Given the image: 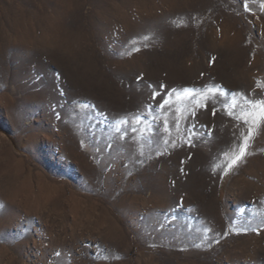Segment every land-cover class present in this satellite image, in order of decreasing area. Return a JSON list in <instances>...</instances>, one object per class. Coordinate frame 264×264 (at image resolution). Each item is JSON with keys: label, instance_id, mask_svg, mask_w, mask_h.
<instances>
[{"label": "rangeland", "instance_id": "obj_1", "mask_svg": "<svg viewBox=\"0 0 264 264\" xmlns=\"http://www.w3.org/2000/svg\"><path fill=\"white\" fill-rule=\"evenodd\" d=\"M262 5L0 0V264H264Z\"/></svg>", "mask_w": 264, "mask_h": 264}, {"label": "snow or ice", "instance_id": "obj_2", "mask_svg": "<svg viewBox=\"0 0 264 264\" xmlns=\"http://www.w3.org/2000/svg\"><path fill=\"white\" fill-rule=\"evenodd\" d=\"M264 6V5H262ZM173 93L176 94L177 99H188L193 96V90L192 89H183L182 92L177 93L175 89L172 90ZM207 93L213 94V96L216 93H219L220 95H226L223 89L221 88H209L207 89ZM196 95H200V93H196ZM235 95V94H233ZM249 104H251V110L243 113L242 115H234V113L231 111L232 108L235 107V104L229 105V116H234L236 120H243V122L247 125H249L248 128V134L242 135L243 139L242 142L239 145L238 151L234 152L231 156L228 155V153H225V156L228 159V163L226 165V169L231 170L234 166H237L239 163H242L247 155H249V149L251 147V141L256 133V127H257V121L260 119H264V100L261 101H247ZM169 100L164 101V105H168ZM83 107H87V105H84ZM163 107V105H161ZM194 114V113H193ZM141 117H136L137 122H139ZM121 124L127 123V121H120ZM119 130V129H118ZM167 144L168 141H165ZM175 146V144H173ZM226 174V173H225ZM3 205L0 204V208H2ZM211 229H205V237L204 239L207 240V233L210 232ZM237 233L240 231H247V229H236ZM252 231H256V229H252ZM219 242V241H217ZM203 244H196V248H201Z\"/></svg>", "mask_w": 264, "mask_h": 264}, {"label": "bare ground", "instance_id": "obj_3", "mask_svg": "<svg viewBox=\"0 0 264 264\" xmlns=\"http://www.w3.org/2000/svg\"><path fill=\"white\" fill-rule=\"evenodd\" d=\"M181 225H182V224H181ZM186 231H187V235H186V237H187V241L192 240V239H193V236H192L191 231L188 230V229H187ZM170 234H171V236H172L173 238H176V239H178L179 234H180V235L182 234V230L180 229V227H179V225H178V223H177L176 220H173V222H172V224H171V227H170ZM176 242H178V241H176ZM180 244H181V243H180Z\"/></svg>", "mask_w": 264, "mask_h": 264}]
</instances>
